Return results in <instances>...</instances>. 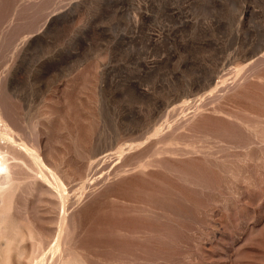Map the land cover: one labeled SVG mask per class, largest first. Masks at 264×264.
Returning <instances> with one entry per match:
<instances>
[{
  "label": "rangeland",
  "instance_id": "rangeland-1",
  "mask_svg": "<svg viewBox=\"0 0 264 264\" xmlns=\"http://www.w3.org/2000/svg\"><path fill=\"white\" fill-rule=\"evenodd\" d=\"M0 158V264H264V0H0Z\"/></svg>",
  "mask_w": 264,
  "mask_h": 264
},
{
  "label": "bare ground",
  "instance_id": "bare-ground-1",
  "mask_svg": "<svg viewBox=\"0 0 264 264\" xmlns=\"http://www.w3.org/2000/svg\"><path fill=\"white\" fill-rule=\"evenodd\" d=\"M3 160H1V158H0V177H1V174L3 173V172H6L7 171V168L8 167H6L5 166V164H4V162H2ZM2 181V180H1ZM1 183V182H0ZM2 186V185H1Z\"/></svg>",
  "mask_w": 264,
  "mask_h": 264
}]
</instances>
